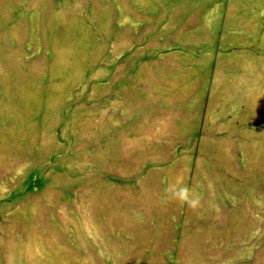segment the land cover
I'll list each match as a JSON object with an SVG mask.
<instances>
[{"label":"rangeland","instance_id":"1","mask_svg":"<svg viewBox=\"0 0 264 264\" xmlns=\"http://www.w3.org/2000/svg\"><path fill=\"white\" fill-rule=\"evenodd\" d=\"M0 264H264V0H0Z\"/></svg>","mask_w":264,"mask_h":264},{"label":"clouds","instance_id":"2","mask_svg":"<svg viewBox=\"0 0 264 264\" xmlns=\"http://www.w3.org/2000/svg\"><path fill=\"white\" fill-rule=\"evenodd\" d=\"M190 189L184 185L179 190V199L182 203H187L189 207L195 208L199 204V199L196 197L189 198Z\"/></svg>","mask_w":264,"mask_h":264}]
</instances>
